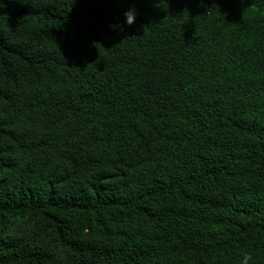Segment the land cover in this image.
<instances>
[{
	"label": "trees",
	"instance_id": "obj_1",
	"mask_svg": "<svg viewBox=\"0 0 264 264\" xmlns=\"http://www.w3.org/2000/svg\"><path fill=\"white\" fill-rule=\"evenodd\" d=\"M241 249L264 264V0H0V264Z\"/></svg>",
	"mask_w": 264,
	"mask_h": 264
},
{
	"label": "clouds",
	"instance_id": "obj_2",
	"mask_svg": "<svg viewBox=\"0 0 264 264\" xmlns=\"http://www.w3.org/2000/svg\"><path fill=\"white\" fill-rule=\"evenodd\" d=\"M241 2L243 3V0H241ZM255 10H249L248 12L244 13V17L245 18H251L252 12H254ZM136 16H137V11L135 9L134 6L130 7L129 9H127L124 12V23L131 26L132 24L135 23L136 20ZM110 27L113 30H122V26L120 24H112L110 25ZM239 264H254V254L252 251L250 250H246V249H241L240 250V261Z\"/></svg>",
	"mask_w": 264,
	"mask_h": 264
}]
</instances>
